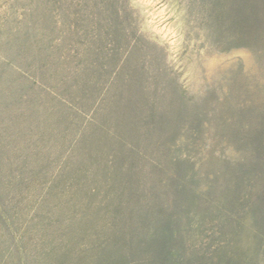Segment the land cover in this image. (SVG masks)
Instances as JSON below:
<instances>
[{
    "label": "rangeland",
    "instance_id": "rangeland-1",
    "mask_svg": "<svg viewBox=\"0 0 264 264\" xmlns=\"http://www.w3.org/2000/svg\"><path fill=\"white\" fill-rule=\"evenodd\" d=\"M98 1L104 9L92 16L104 23L111 12L106 0ZM124 1L127 53L123 42L115 47L105 40L108 27H90L91 0H0V264H92L115 255L112 237L114 243L124 238L121 216L131 202L122 196L115 225L111 205L121 197L120 169L136 158L125 159L128 146L108 133L135 135L127 129L133 113L126 108L131 96L142 104L153 93L156 73L165 93L160 108L173 113V124L192 123L197 113L196 123L203 111L207 117L193 131L213 132L210 112L223 117L235 110L247 125L238 132H264V50L219 52L199 23V5L189 0ZM134 41L149 47L136 67L127 58L139 60ZM100 52L112 58L105 73L98 72ZM141 70L148 74L144 81ZM118 75L123 81L117 83ZM171 94H179L184 111L172 106ZM145 118L148 129L154 123ZM183 147L178 139L168 150ZM223 148L234 156L236 147ZM89 188L98 191L94 199Z\"/></svg>",
    "mask_w": 264,
    "mask_h": 264
},
{
    "label": "trees",
    "instance_id": "trees-1",
    "mask_svg": "<svg viewBox=\"0 0 264 264\" xmlns=\"http://www.w3.org/2000/svg\"><path fill=\"white\" fill-rule=\"evenodd\" d=\"M91 1L93 3L88 7L89 12L85 13V16L92 19L91 22L89 20L90 27H105V30L108 27L105 40L115 42V47L123 42L122 49L127 53L131 38L124 27L127 21L125 1L106 0L109 7L106 9L111 13L104 23L94 21V9H104L103 2ZM189 3L191 6L199 5V23L206 27V39L219 52L239 48L264 50V0H189ZM101 4L103 6L100 8ZM75 7L77 9L74 15L81 14L78 6ZM115 22L120 30L113 25ZM119 32L121 36L118 35ZM131 37L134 39V36ZM102 40L100 37L99 42ZM109 40L106 41L111 43ZM133 44L138 49L139 60L131 57V53L127 58L128 65L136 67L140 66L149 47L137 41ZM100 53L98 72L105 73L107 68L111 70L109 62L111 63L112 58L109 54ZM143 66L144 63H141V67ZM146 75L148 78L146 70H141L140 77L143 81ZM161 76L156 73L153 93L144 94L142 104L131 96L132 104L127 105L130 111L128 108L126 111L133 113V122L127 129L135 135L131 138L126 132L108 133L122 147L128 146L129 154L125 159L136 158L127 163L126 168L124 164L120 169L123 173L119 174L123 175L119 176H124L125 179L122 181L121 178V197L117 206L111 205L115 213L112 223H117L116 210L121 206L120 200L126 193L131 207L128 211H123L121 216L125 219L123 227L126 231L118 233L124 238L117 239L114 243L116 237H112V243L117 245L115 255L110 256L112 261L108 258V261L92 264L264 262V132H238L246 130L247 125L239 122L240 115L234 113L235 110L231 114L225 113L223 117L214 111L210 112L215 120L210 128H214L213 132L193 131L194 128H201L203 119L207 117L203 111L201 120L196 123L194 118L197 113L193 115L192 123L187 122L183 126L175 120L173 124L170 122V118H175L173 113L170 111L167 116L163 113L166 109L163 110V106L160 108L159 99L165 94L160 89L159 79L163 81ZM114 79L117 83L123 81L119 75ZM113 83L116 93L118 85L115 81ZM211 95L216 100V94L213 92ZM171 96L174 103L172 106H178L179 94ZM227 96L230 97L229 94ZM165 102L170 105L172 103L167 99ZM185 106L186 104L181 103L178 107L183 110ZM145 117L150 123H154L148 129L145 127ZM180 117L182 118L181 115ZM184 118H187V114ZM182 127L191 131L180 137L183 133L175 131ZM178 139L179 144L184 147L168 150L176 145ZM224 145L236 147L234 152L237 154L234 153L233 157L226 155ZM138 161L141 162L140 165L143 162L147 164L144 168L138 167ZM142 169V173L137 172ZM135 177L138 178L137 188L134 187ZM91 178L94 179V175ZM79 188L85 187L79 185ZM87 190L88 198L94 199L97 196L96 189Z\"/></svg>",
    "mask_w": 264,
    "mask_h": 264
}]
</instances>
